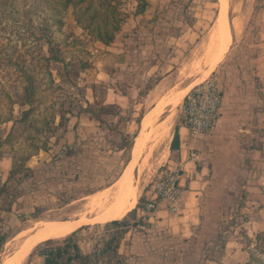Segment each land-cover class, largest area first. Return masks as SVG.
I'll return each mask as SVG.
<instances>
[{
    "label": "rangeland",
    "instance_id": "374dc122",
    "mask_svg": "<svg viewBox=\"0 0 264 264\" xmlns=\"http://www.w3.org/2000/svg\"><path fill=\"white\" fill-rule=\"evenodd\" d=\"M221 1L229 44L208 71L199 53L217 25ZM120 2L126 17L110 45L119 50L114 60L112 51L76 24L71 8L57 27L56 0H0V233L7 235L1 264L16 250L23 238L16 236L24 227L65 220L85 198L122 176L125 183L137 182L135 214L125 217L124 227L83 224L74 232L75 241L93 264H151L147 256L163 254L165 243L148 230L149 215L136 204L148 195L150 180L177 160L169 142L175 126L185 125L184 97L211 76L218 78L225 96L238 86L241 98L247 101L244 95H249L251 101L247 106L241 101V108L252 105L261 114L254 116L253 139L247 134L243 142L245 173L223 206L221 235L197 248L201 260L218 255L222 240L245 219L240 208L257 192L264 195V0H148L144 12L135 15L136 0ZM20 68L36 84V100L27 114L20 110L28 106L17 101L24 84ZM163 126L170 131L162 149L136 161L137 138L148 134L144 146L149 150ZM249 215L254 230L260 224L258 233L264 231V213ZM185 242L188 254H195L190 249L194 241ZM248 245V264H264V236ZM28 256L23 264H40L37 254ZM184 262L203 264L192 258Z\"/></svg>",
    "mask_w": 264,
    "mask_h": 264
},
{
    "label": "crops",
    "instance_id": "0c3cea01",
    "mask_svg": "<svg viewBox=\"0 0 264 264\" xmlns=\"http://www.w3.org/2000/svg\"><path fill=\"white\" fill-rule=\"evenodd\" d=\"M112 42L108 45L101 43L112 51L109 54L116 60L119 50L116 48L114 51V47H110ZM261 56L263 58L264 50ZM238 90L239 87L234 85L232 96L223 94L222 114L213 129L192 136L185 125L178 127L179 147L175 149L177 159L183 158L190 147L197 150L200 158L194 165L186 164L188 173L181 180L185 192L178 212L170 213L166 203L160 202L157 205L158 208L148 213L146 222L148 230L159 237L158 241L165 243L162 247L163 254L147 256L151 258V264H158L159 258L162 259L160 264H183L189 258L200 259L203 264H246L248 261V242L253 240L255 234L261 230L260 224H256L258 227L254 230V223L249 213L255 212L256 215L264 213V195L260 192L252 197L254 201L247 202L240 208L245 214V219L238 225L236 223L230 231L231 237L227 236L223 254L219 260L216 261L210 257L201 260L199 254L201 247L205 243H211L212 239L217 236V231L220 229L219 222L223 219V206L228 204L226 199L229 202L230 194L237 188V180L241 174L245 173L241 151L243 142L247 141L245 140L247 134L249 135L247 138L253 139L256 127L254 116L261 114L252 105L249 109L241 108V101L246 102V106L251 101L248 98L249 95H244L247 101L242 99L243 93H239ZM261 123L264 128V118ZM262 134L264 135V132ZM262 139L264 141V138ZM249 194L250 192L248 196ZM261 220L255 219L256 223H260ZM191 239L195 246L190 249H195V254L193 252L188 254L189 251H186L188 244L185 241ZM173 241H180V243L175 244ZM182 244L186 246H179Z\"/></svg>",
    "mask_w": 264,
    "mask_h": 264
},
{
    "label": "bare ground",
    "instance_id": "6f19581e",
    "mask_svg": "<svg viewBox=\"0 0 264 264\" xmlns=\"http://www.w3.org/2000/svg\"><path fill=\"white\" fill-rule=\"evenodd\" d=\"M220 5L222 7L217 25L211 37L209 38V43L202 47L200 50L201 52L199 53V55L202 54V56L204 57L207 70H210L216 63L220 62L229 44L230 34L227 32V29L223 25V21L225 20L226 15V6H224L223 1L219 3V6ZM177 97L180 98V96ZM177 103L178 102L173 103L174 107L177 106ZM174 107L172 110H174ZM154 113L155 112H153V114ZM147 125H150V123ZM144 131L146 132L145 129ZM150 131L153 132V130ZM169 131L170 128H168L167 126H163V128H161L159 132H157V137H155V139L153 140V144L149 147L147 146L148 148H150L149 150H146V147L144 146L146 144L145 141H147L148 134L146 136L143 135L142 138L139 136L135 142V151L132 154L135 155L134 159L137 161L139 157L141 158V156H145V160H147V158L149 159L156 151L162 149V147L165 145L167 137L169 136ZM146 151L147 153H145ZM125 175L127 176L129 174L126 172ZM125 179V176H122L119 181H117L116 183L114 182L115 184H113L112 186H109L108 188L85 198L84 204L76 208L75 211H72V213L69 214V216L65 220H41L37 223L35 222L36 224H34L33 226L28 225L24 227L20 231V233L18 232V235L16 236L21 237L22 235V240H19L20 242L18 243L14 253L8 258H5L4 264H23L25 261V257L35 245L47 239H61L65 236H68L83 224H103L111 220L122 219L134 207L139 195V190L137 187L138 185L136 184L137 182L135 181L136 183H133L134 181L132 180L133 184L125 183Z\"/></svg>",
    "mask_w": 264,
    "mask_h": 264
},
{
    "label": "trees",
    "instance_id": "16d2710c",
    "mask_svg": "<svg viewBox=\"0 0 264 264\" xmlns=\"http://www.w3.org/2000/svg\"><path fill=\"white\" fill-rule=\"evenodd\" d=\"M57 4L53 8V17L58 28L63 25V13L71 8V14L76 24L83 30H86L95 40L102 42L105 45L111 43L115 38V32L121 27L122 22H125L126 14L120 11L121 0H56ZM148 6V0H136L135 11L132 13L141 14ZM123 16H122V15ZM46 35V34H44ZM45 37V36H43ZM51 57L58 60V56L54 52L53 47L49 46ZM21 75L24 80L22 93L17 99L21 106L28 107L20 110L21 114H27L33 109V102L36 100L35 91L36 84L32 74L26 69L20 68ZM12 117V116H10ZM10 119V118H9ZM8 119V120H9ZM170 149L175 150L179 147L178 126H175L173 137L169 144ZM146 202L145 196L140 198L136 207L144 208ZM135 209H131L122 219L111 220L105 223V226H125V217L134 215ZM75 232V231H74ZM74 232L70 233L61 239H47L40 242L29 253V258L32 254H37L41 259L40 264H93L90 253H84L77 241L74 239ZM221 235V231L217 233V238ZM264 236V231L257 232L255 238ZM7 235L0 233V251L6 242ZM226 238L222 240V244L218 248V255L210 257L214 260H219L223 254ZM248 264V262H246Z\"/></svg>",
    "mask_w": 264,
    "mask_h": 264
},
{
    "label": "built area",
    "instance_id": "2783aa9c",
    "mask_svg": "<svg viewBox=\"0 0 264 264\" xmlns=\"http://www.w3.org/2000/svg\"><path fill=\"white\" fill-rule=\"evenodd\" d=\"M223 91L217 77H208L194 84L186 93L183 101L182 117L192 136L213 129L221 115ZM199 153L194 147L187 150L183 158L167 165L150 180L148 195L143 212L149 213L160 202H165L170 213L181 208L185 187L181 180L186 177L187 163L199 161Z\"/></svg>",
    "mask_w": 264,
    "mask_h": 264
},
{
    "label": "water",
    "instance_id": "95a60500",
    "mask_svg": "<svg viewBox=\"0 0 264 264\" xmlns=\"http://www.w3.org/2000/svg\"><path fill=\"white\" fill-rule=\"evenodd\" d=\"M218 14H219V12H218ZM32 250V249H31ZM31 250L29 251V253L31 252ZM29 253L27 254V256L29 255ZM12 255V254H11ZM27 256L25 257V260H26V258H27ZM1 264V263H0Z\"/></svg>",
    "mask_w": 264,
    "mask_h": 264
}]
</instances>
